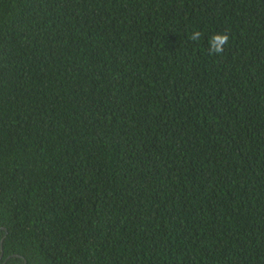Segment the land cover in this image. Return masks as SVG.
I'll return each instance as SVG.
<instances>
[{"label": "trees", "instance_id": "trees-1", "mask_svg": "<svg viewBox=\"0 0 264 264\" xmlns=\"http://www.w3.org/2000/svg\"><path fill=\"white\" fill-rule=\"evenodd\" d=\"M0 264H264V0H0Z\"/></svg>", "mask_w": 264, "mask_h": 264}, {"label": "clouds", "instance_id": "clouds-1", "mask_svg": "<svg viewBox=\"0 0 264 264\" xmlns=\"http://www.w3.org/2000/svg\"><path fill=\"white\" fill-rule=\"evenodd\" d=\"M202 36L203 33L200 30H193L189 38L191 41L196 42L199 41ZM229 41L230 34L227 31L212 34L208 39L209 54H222L225 50V47L229 44Z\"/></svg>", "mask_w": 264, "mask_h": 264}]
</instances>
